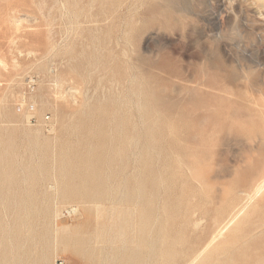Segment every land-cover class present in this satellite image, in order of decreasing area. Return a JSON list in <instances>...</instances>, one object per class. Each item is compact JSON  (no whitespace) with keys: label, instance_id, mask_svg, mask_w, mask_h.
Returning a JSON list of instances; mask_svg holds the SVG:
<instances>
[{"label":"rangeland","instance_id":"374dc122","mask_svg":"<svg viewBox=\"0 0 264 264\" xmlns=\"http://www.w3.org/2000/svg\"><path fill=\"white\" fill-rule=\"evenodd\" d=\"M263 1L0 0V264H264Z\"/></svg>","mask_w":264,"mask_h":264},{"label":"bare ground","instance_id":"6f19581e","mask_svg":"<svg viewBox=\"0 0 264 264\" xmlns=\"http://www.w3.org/2000/svg\"><path fill=\"white\" fill-rule=\"evenodd\" d=\"M263 3H264V1H263ZM262 6H264V4L262 5ZM262 13V12H261ZM264 191V179H263V181L260 183V185L258 186V188H257V191H256V193L258 194V192L259 193H261V192H263ZM169 205V204H168ZM167 211V210H166ZM165 214V213H164ZM169 215V214H168ZM170 216V215H169ZM176 219V218H175ZM171 220V219H170ZM167 221V220H166ZM164 222V221H163ZM162 224V223H161ZM190 225V224H189ZM8 226V225H7ZM200 226V225H199ZM229 226V223L226 225V226H224V227H222V229H220L221 231L223 230V231H225L224 229L225 228H227ZM171 228V227H170ZM162 230V229H161ZM221 231H219V233L221 232ZM121 232V231H120ZM223 233V232H222ZM162 236V235H161ZM213 238V237H212ZM211 238V239H212ZM254 238V237H253ZM180 239V238H179ZM214 239V238H213ZM174 240V239H173ZM207 247V246H206ZM209 247V246H208ZM206 249V248H205ZM16 250V249H15ZM15 250H13V249H11L10 251H9V254H6V258H7V263H5V264H18L19 262H18V260L19 261H21L22 263L21 264H23V258L24 257H22V256H17L16 254H15ZM25 256V255H24ZM194 262V261H193ZM192 262V263H193ZM218 263V262H217ZM191 264V263H190Z\"/></svg>","mask_w":264,"mask_h":264}]
</instances>
